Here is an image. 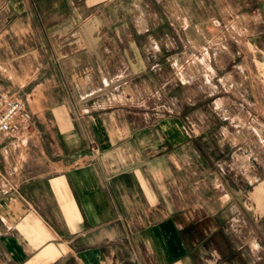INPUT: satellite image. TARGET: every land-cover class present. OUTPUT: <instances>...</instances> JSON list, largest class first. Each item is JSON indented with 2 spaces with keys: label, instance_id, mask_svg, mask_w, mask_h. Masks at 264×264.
<instances>
[{
  "label": "crops",
  "instance_id": "obj_1",
  "mask_svg": "<svg viewBox=\"0 0 264 264\" xmlns=\"http://www.w3.org/2000/svg\"><path fill=\"white\" fill-rule=\"evenodd\" d=\"M91 1L0 0V90L31 120L0 139V264H254L206 123L101 103L124 77L94 64Z\"/></svg>",
  "mask_w": 264,
  "mask_h": 264
},
{
  "label": "rangeland",
  "instance_id": "obj_2",
  "mask_svg": "<svg viewBox=\"0 0 264 264\" xmlns=\"http://www.w3.org/2000/svg\"><path fill=\"white\" fill-rule=\"evenodd\" d=\"M78 5L94 17V64L124 77L101 103L165 116L184 110L206 123L246 208L224 229L246 262L264 264V0Z\"/></svg>",
  "mask_w": 264,
  "mask_h": 264
},
{
  "label": "built area",
  "instance_id": "obj_3",
  "mask_svg": "<svg viewBox=\"0 0 264 264\" xmlns=\"http://www.w3.org/2000/svg\"><path fill=\"white\" fill-rule=\"evenodd\" d=\"M30 125L24 104L0 90V139L25 133Z\"/></svg>",
  "mask_w": 264,
  "mask_h": 264
}]
</instances>
